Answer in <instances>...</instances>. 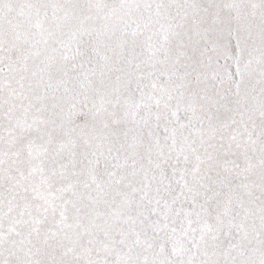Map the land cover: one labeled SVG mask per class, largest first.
Masks as SVG:
<instances>
[{
  "label": "snow or ice",
  "instance_id": "6c2138e0",
  "mask_svg": "<svg viewBox=\"0 0 264 264\" xmlns=\"http://www.w3.org/2000/svg\"><path fill=\"white\" fill-rule=\"evenodd\" d=\"M0 264H264V0H0Z\"/></svg>",
  "mask_w": 264,
  "mask_h": 264
}]
</instances>
